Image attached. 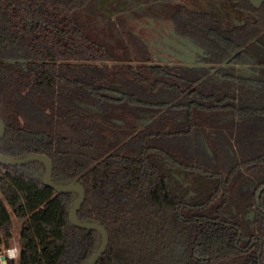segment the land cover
Listing matches in <instances>:
<instances>
[{"label":"trees","instance_id":"1","mask_svg":"<svg viewBox=\"0 0 264 264\" xmlns=\"http://www.w3.org/2000/svg\"><path fill=\"white\" fill-rule=\"evenodd\" d=\"M0 0V153H44L109 233L97 264H264V0ZM228 9H230L228 11ZM170 21L209 65L156 61L137 30ZM44 163H0L8 264H85L102 236Z\"/></svg>","mask_w":264,"mask_h":264},{"label":"rangeland","instance_id":"2","mask_svg":"<svg viewBox=\"0 0 264 264\" xmlns=\"http://www.w3.org/2000/svg\"><path fill=\"white\" fill-rule=\"evenodd\" d=\"M167 1V0H165ZM173 2H185L197 8L213 10L216 7L220 10L229 6L228 0H168ZM258 4L261 0H251ZM230 9H228L229 11ZM137 30L141 29V35L147 40L156 61L183 62L187 64L196 63L198 55L201 54L193 41L178 35L173 24L168 20L146 17L137 22ZM14 225L11 245L20 246L21 221L12 212ZM18 262V261H17Z\"/></svg>","mask_w":264,"mask_h":264},{"label":"water","instance_id":"3","mask_svg":"<svg viewBox=\"0 0 264 264\" xmlns=\"http://www.w3.org/2000/svg\"><path fill=\"white\" fill-rule=\"evenodd\" d=\"M189 65L192 66L200 65V66L209 67V65L202 63H191ZM6 130H7L6 124L3 121V119L0 117V141L5 137ZM36 161H40L45 165V170L42 173V182L44 183V185L53 188L58 193L77 194V197L75 198L69 213V218L71 223L76 227L91 231H98L101 234L102 240L99 248L94 252L92 257L85 263V264H97V262L100 260L101 256L105 253L109 245V233L102 224L96 221L80 220L78 216V212L82 207L86 197V190L82 186V184L77 181H71L66 184H59L54 182L53 181L54 162L48 155L44 153H30L25 157H13L0 153V163L3 165L23 166ZM263 190H264V186L259 190L257 194L258 202L260 200V196ZM3 264H8L6 256L3 257Z\"/></svg>","mask_w":264,"mask_h":264},{"label":"built area","instance_id":"4","mask_svg":"<svg viewBox=\"0 0 264 264\" xmlns=\"http://www.w3.org/2000/svg\"><path fill=\"white\" fill-rule=\"evenodd\" d=\"M6 256V259L9 263V260L18 261L20 256V246L10 245L0 247V264H3V257Z\"/></svg>","mask_w":264,"mask_h":264},{"label":"flooded vegetation","instance_id":"5","mask_svg":"<svg viewBox=\"0 0 264 264\" xmlns=\"http://www.w3.org/2000/svg\"><path fill=\"white\" fill-rule=\"evenodd\" d=\"M262 1V0H261ZM253 2V1H252ZM254 3V2H253ZM256 4V3H255ZM259 4V3H258ZM175 30V29H174ZM196 45V44H195ZM197 46V45H196ZM198 47V46H197ZM199 49H201L200 47H198ZM205 55V51L203 49H201V54L198 55V61L196 63H202L200 62L201 60V56H204ZM169 62V61H168ZM171 63V62H170ZM174 63H183V62H174ZM184 64H187V63H184ZM204 64V63H202ZM189 65V64H188Z\"/></svg>","mask_w":264,"mask_h":264}]
</instances>
